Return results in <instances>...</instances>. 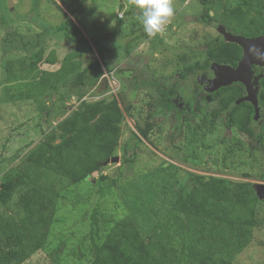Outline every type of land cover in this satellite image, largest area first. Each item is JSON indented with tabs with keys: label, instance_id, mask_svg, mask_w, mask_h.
<instances>
[{
	"label": "trees",
	"instance_id": "trees-1",
	"mask_svg": "<svg viewBox=\"0 0 264 264\" xmlns=\"http://www.w3.org/2000/svg\"><path fill=\"white\" fill-rule=\"evenodd\" d=\"M68 1L60 0L62 4ZM198 1L203 9L202 21L213 23L228 34L246 38L264 34V0H242L232 7L227 6V0ZM69 12L73 16H67L56 29L77 48L59 59L54 49L45 55V48L41 47L21 61L18 71L8 66L3 91L6 101L28 100L60 87L80 88L78 98H81L85 88L98 85L103 67L113 70L112 61L105 54L110 49L98 42L100 60L94 57L85 64V53L94 51L74 22L78 12L71 7ZM128 46L121 48L127 52ZM207 46L205 61L183 69L180 72L183 78L187 72L207 73L212 63L236 68L243 58L244 49L237 42L209 41ZM39 63L59 64V67L42 69ZM256 71L259 75L257 98L264 119V65ZM139 88L137 84L131 92ZM246 90L244 83L222 84L198 99L191 115L203 113L211 125L220 121L232 131L230 136L215 142L224 145L225 151L243 152L244 142L238 140L242 137L249 148L245 150L251 156L246 164H251L256 151L262 150L264 156V131L256 132L252 127L256 108L246 100ZM110 106L113 108L109 109ZM43 108L48 112L46 105ZM167 108L173 111L175 129H182L190 117L177 113L170 104ZM87 110L94 115L105 112L104 117L114 113L118 120L92 123L72 112L27 151L17 164L15 174L8 173L0 182V264H25L35 253L45 250L59 200L71 199L67 186L102 172L106 163L117 155L123 133L122 112L117 101H101ZM158 114L161 111L157 103L150 101L144 120L137 123L140 136L148 138L156 124H164L165 118L159 119ZM131 133L140 143L141 138L134 131ZM174 148L176 154L180 153L177 143ZM170 156L173 160L179 159L177 155ZM229 157L224 155V167ZM245 176L251 174L245 173ZM137 180L149 197L162 196L167 200L164 214L150 232L144 236L128 214L114 215L100 226L99 206H95L89 219V243L82 242L79 249L69 251L64 243L57 245L50 253L55 264H241L235 262L236 256L255 240V230L264 221L259 214L261 200L255 183L194 173L165 160L148 167L146 172L140 171ZM103 190L101 186L99 192ZM15 193L18 198L12 208ZM87 248L90 254L85 252Z\"/></svg>",
	"mask_w": 264,
	"mask_h": 264
},
{
	"label": "rangeland",
	"instance_id": "rangeland-1",
	"mask_svg": "<svg viewBox=\"0 0 264 264\" xmlns=\"http://www.w3.org/2000/svg\"><path fill=\"white\" fill-rule=\"evenodd\" d=\"M241 1L227 0V6H235ZM70 7L78 12L79 15L73 17L74 22L94 51L85 53V64L93 61L94 57L100 60L98 42L110 49L105 54L112 61L113 70L103 67L98 85L85 88L81 98H78L80 88L60 87L57 91L28 100L6 101L3 91L8 66L18 71L21 61L41 47L45 48V55L54 49L59 59L75 49L76 45L56 29L67 16H73L69 12ZM173 7L174 16L164 30L148 36L140 22V10L133 0H69L65 4L60 0H0V182L8 173L15 174L17 164L27 151L43 139L45 132L55 129L72 112L92 123L116 121L114 113L104 117L105 112L94 115L88 114L87 110L96 103L112 100L117 101L122 112L120 124L123 133L115 156L118 159L109 160L102 172H95L87 180L67 186L72 200H59L47 248L35 253L25 264H55L50 253L62 243L68 251L79 249L82 242L87 245L90 214L95 206H99L97 217L100 226L114 215L128 214L145 236L164 214L167 200L162 196L149 197L137 177L140 171L146 172L148 167L163 160L194 173L234 182L264 184L262 150L255 152V161L246 164L251 156L250 151L245 150L248 146L242 137L238 140L244 142L243 152L236 149L225 151L224 145L215 142L230 136L232 131L220 121L211 125L203 113L191 115L194 104L203 95L215 91L222 84L243 83V80L232 77L231 72L236 69L212 63L207 73L187 72L184 78L180 73L197 62L205 61L209 41L240 43V39L213 23L202 21L203 9L198 0H173ZM125 45H129L127 52L121 48ZM261 66H252L250 85L246 90V100L256 108L252 120L256 132L264 131V119L256 98L259 89L256 70ZM39 67L56 70L59 64L39 63ZM137 84L140 88L132 93ZM150 101L157 103L161 111L158 118L165 120L163 125L156 124L149 137L144 138L137 131V123L144 120ZM169 104L177 113L190 117L182 129H175V119L171 117L173 111L167 108ZM131 131L141 138L140 143ZM175 143L181 148L178 154ZM170 154L177 155L179 159L173 160ZM224 155L230 156L225 167L222 165ZM245 173L251 176L246 177ZM101 186L104 190L100 193ZM17 198L15 193L12 208ZM260 200L259 214L264 219V198ZM255 235V240L236 256L235 262L264 264V221L255 230ZM85 252L90 254L88 248Z\"/></svg>",
	"mask_w": 264,
	"mask_h": 264
},
{
	"label": "clouds",
	"instance_id": "clouds-1",
	"mask_svg": "<svg viewBox=\"0 0 264 264\" xmlns=\"http://www.w3.org/2000/svg\"><path fill=\"white\" fill-rule=\"evenodd\" d=\"M133 3L140 10V22L148 36L162 32L174 16L173 0H133ZM255 52L261 54L259 50Z\"/></svg>",
	"mask_w": 264,
	"mask_h": 264
},
{
	"label": "water",
	"instance_id": "water-1",
	"mask_svg": "<svg viewBox=\"0 0 264 264\" xmlns=\"http://www.w3.org/2000/svg\"><path fill=\"white\" fill-rule=\"evenodd\" d=\"M238 39H240L239 43L243 49V58L239 62L238 66L231 72V75L235 79H241V81L246 85V87H249L250 85V72L253 65H264V34L257 38H246L237 36ZM255 50H259L261 53L260 55H257ZM258 94V92H257ZM257 98V95H256ZM258 101V98H257ZM118 157H113L110 159V161L117 160ZM256 191L260 198H264V184L261 183H255Z\"/></svg>",
	"mask_w": 264,
	"mask_h": 264
}]
</instances>
